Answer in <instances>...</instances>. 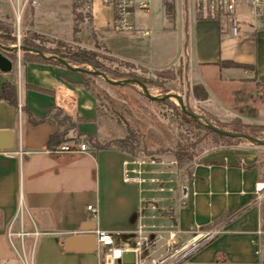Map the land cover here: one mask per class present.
Wrapping results in <instances>:
<instances>
[{
  "label": "crops",
  "instance_id": "obj_1",
  "mask_svg": "<svg viewBox=\"0 0 264 264\" xmlns=\"http://www.w3.org/2000/svg\"><path fill=\"white\" fill-rule=\"evenodd\" d=\"M65 2L67 13H61ZM133 4L136 30L130 32L115 30L112 6L97 0L90 8L92 33L118 62L151 71L184 63L192 86H203L209 94L208 106L215 99L210 83L222 88L249 77L241 69H223L207 82V68L234 62L252 67L264 80L263 22H246L240 37L232 35L229 17L208 19L195 0ZM142 4L149 9L142 10ZM74 11L73 0H40L28 13L26 30L70 43L76 33ZM223 19L228 20L224 25ZM85 75L92 77L61 64L25 62L20 110L0 101V264H101L95 233L112 235L117 246L136 245L148 236L144 228L152 227L154 202H164L168 222L174 223L169 222L174 227L169 243L206 238L187 264H264V196L255 193L256 185L264 183V147L247 143L207 153L179 181L171 175L177 188L157 187L151 180L162 173L149 162L140 166L134 156L93 147L99 140L98 106L84 87ZM23 105L40 117L51 107L62 111L75 124L67 143L84 141L89 152L51 153L48 142L59 127L52 121L31 125ZM223 106L217 100L213 114L221 116ZM182 187L187 188L185 199L178 192ZM90 206L99 209L98 215L88 211ZM71 238L75 241L68 248Z\"/></svg>",
  "mask_w": 264,
  "mask_h": 264
},
{
  "label": "rangeland",
  "instance_id": "obj_2",
  "mask_svg": "<svg viewBox=\"0 0 264 264\" xmlns=\"http://www.w3.org/2000/svg\"><path fill=\"white\" fill-rule=\"evenodd\" d=\"M73 5L76 27L74 41L67 43L27 31L26 28L29 25V22H26L29 13L27 11L23 20L20 46L13 31L12 12L7 6H0V29H3V31L0 30V45L16 48L13 51L5 50L6 57L14 63L15 68L11 75L3 76L0 74V84H2L0 95H2L4 84L17 85L18 91H20L22 64L32 59L29 52L23 50L24 42L46 56L56 53L59 58L67 54L76 56L80 51L87 50L95 52L98 55L97 61L111 72L120 76L134 75L136 78L131 79L145 80L152 97L161 99L166 95L180 96L185 105L188 103L191 113L204 117L213 126L225 131L245 133L264 141V80L259 79L252 72V67L234 62H223L217 65L218 68L203 70L207 82L211 79H217L223 69H241L249 77L243 84H230L222 88L212 80L214 83H210L209 86H211L212 91L215 90L213 92L215 99L212 100L211 106H208V104H204L206 100L196 98L194 88L197 86H192L184 63L161 71H151L118 62L105 51L92 33L89 7L80 0H73ZM67 6L66 2L61 5V13H67ZM233 18L237 20L240 37L243 36L242 25L254 20L244 3L238 5L236 14L229 17V20L232 22ZM222 22L224 25L228 20L223 19ZM13 39L16 41L14 42ZM18 47L21 49L18 50ZM71 66L76 67L72 64ZM79 68L94 71L89 66ZM87 82L90 92L97 101L99 141L104 143L124 139L128 136L127 128L132 129L137 134L139 141L138 155L134 157L141 162H156V172L173 173L172 177L178 178V181L179 178L187 176L196 164L201 163V157L207 153L247 143L260 147L245 140L237 142L220 139L210 130L200 128V124L192 118H187L177 100H151L146 97L138 85L114 86L107 83L103 78L94 76L87 79ZM203 89L206 91L204 87ZM201 91H199L200 96H202ZM217 100L224 104L221 116L213 114L215 110H213L212 104L217 105ZM159 163L163 164L159 166ZM155 185L159 187L162 184L157 183ZM176 185L175 188H177ZM154 205L156 208L152 215L155 217L150 220L152 227L144 228V231H148V236L143 238L144 256L147 262L170 255L180 246L173 242L169 243L174 227L169 225V210L163 209L164 202H154ZM172 205L174 204L172 203ZM170 224L174 223L170 222ZM184 264H187V261Z\"/></svg>",
  "mask_w": 264,
  "mask_h": 264
},
{
  "label": "built area",
  "instance_id": "obj_3",
  "mask_svg": "<svg viewBox=\"0 0 264 264\" xmlns=\"http://www.w3.org/2000/svg\"><path fill=\"white\" fill-rule=\"evenodd\" d=\"M84 2L89 9L93 3L97 0H80ZM104 5L112 6L115 10V21L114 28L118 32H130L135 31V26L133 24V14L132 10L134 7L133 0H99ZM196 8L200 13L205 17L211 20H218L220 17H233L236 14L239 4L244 3L248 8L250 14L254 19L264 23V0H195ZM165 3H173L174 0H164ZM40 3V0H0V6H7L10 8L13 16V31L14 35L17 37L19 46L22 41V30H23V20L25 13L31 9H35ZM142 10H148L149 7L146 4H142L140 7ZM232 33L234 36H237V20L232 19ZM137 33L142 36H149V32L142 30H137ZM54 154H69V153H87L89 152V146L84 141H75L72 143H63L57 147H54L50 150ZM147 162H137L136 164L143 166ZM152 166L157 165L156 162H149ZM163 163H159L162 165ZM127 165V163H126ZM135 173L137 171H134ZM130 171H125L126 175H129ZM141 174V173H140ZM164 174V173H162ZM131 179L127 177L125 181H130ZM142 182V181H141ZM145 182V180H143ZM152 183L157 184L159 180L153 178ZM164 189H162L163 191ZM182 198L187 197V188L182 187ZM171 192L173 189L170 190ZM257 197H263L264 195V183H258L256 185L255 191ZM88 211L93 215H98L99 209L97 207H88ZM98 243L97 252L99 254L101 264H123V256L126 253H135L136 254V263L135 264H184L188 258L193 254L199 251L205 243V239L198 240L194 239L193 241L180 245L172 254L159 259H153L150 262H147L146 257L144 256L145 250L143 249V240L136 243L135 246L124 245L117 246L112 235L103 232L97 231L95 233ZM260 264V263H258Z\"/></svg>",
  "mask_w": 264,
  "mask_h": 264
},
{
  "label": "trees",
  "instance_id": "obj_4",
  "mask_svg": "<svg viewBox=\"0 0 264 264\" xmlns=\"http://www.w3.org/2000/svg\"><path fill=\"white\" fill-rule=\"evenodd\" d=\"M168 12L171 13L172 12V7H168L167 8ZM3 31V29H0ZM75 32H76V28H75ZM14 42L16 41L15 39H13ZM2 46H4L3 44H1ZM23 47L25 48H31V49H35L34 47H32L30 44H27L26 42L23 43ZM37 50V49H35ZM3 54L6 56V51H2ZM29 55L32 57V59H30L29 61L26 62H38V63H46V64H57L60 65L58 62L54 61V60H45L43 58H41L39 55L34 54V53H29ZM58 54L54 53L51 56H56ZM62 59L66 60L70 65H75L76 67H92L94 69V71H99L104 73L110 80L112 81H121V80H125V79H131V78H136V76H120L117 75L114 72H111L110 70L106 69L103 65H101L97 60H98V55L95 52L92 51H87V50H82L80 51V53L76 56H72V55H65L62 56ZM85 77H87L85 75ZM87 79H89L88 77L85 78V82H84V87L90 91ZM139 80V79H138ZM140 81L145 84L148 85V83L143 80L140 79ZM115 86V85H114ZM202 90V91H201ZM199 91L202 92V96H200ZM194 94L196 96L197 99L200 100H207L208 99V94L206 93V91L203 89V87H195L194 88ZM0 101H5L8 104H10L11 106H13L17 112L20 110V106H19V91H18V87L17 85H11V84H4L3 85V91H2V95H0ZM21 111L24 114V116L26 117V119L28 120V122L33 125V126H39L47 121H52L53 123H55L58 127H59V132H57L55 135H52L49 139L48 142V146L49 148L52 150L54 147H57L59 145H61L62 143H67L70 141V139H68V134L71 130H73L75 128V124L72 121L71 118L65 116L63 114L62 111L56 109V108H48L46 115L43 117L37 116L35 115L32 111H30L28 109L27 106L23 105L21 107ZM187 118H190L186 115ZM200 128H203L205 130H208L207 128L200 126ZM128 131V136L125 137L124 139H118V140H111L108 142H104L102 143V141L99 140H93V147L96 148L97 150H108V149H115V150H119L121 152H124L128 155L131 156H137L138 155V147H139V141L137 139V134L130 128H127ZM237 132V131H234ZM215 134V133H214ZM216 136H218L220 139L223 140H230V141H237V142H243L244 140H240V139H229L220 135L215 134ZM182 162V159H181Z\"/></svg>",
  "mask_w": 264,
  "mask_h": 264
},
{
  "label": "water",
  "instance_id": "obj_5",
  "mask_svg": "<svg viewBox=\"0 0 264 264\" xmlns=\"http://www.w3.org/2000/svg\"><path fill=\"white\" fill-rule=\"evenodd\" d=\"M18 50L21 49V47L17 48ZM5 50H16V48H7L4 47L2 45H0V73L2 74H10L14 71V63L8 58L6 57L2 51ZM23 50L29 52V53H34L39 55L41 58L45 59V60H55L57 62H59L61 65H63L64 67H66L67 69H69L70 71H75V72H81L90 76H96V77H100L103 78L107 83H109L110 85H115V86H126V85H138L142 88L144 94L146 95L147 98L154 100V101H167V100H172L175 99L179 102V105L181 107L182 112L189 116L190 118H192L195 122L199 123L200 125H202L203 127L207 128L208 130H210L211 132L229 138V139H240V140H245L248 142H251L255 145H258L260 147H264V141L255 138L251 135L245 134V133H237V132H230V131H225L221 128H217L215 126H213L209 121H207L204 117L198 116L194 113H191L189 111V105L188 103L185 105L184 101L182 100V98L180 96H176V95H166L165 97L158 99V98H154L150 95L149 93V89L147 88V86L145 84H143L141 81L136 80V79H129V80H125V81H112L110 80L104 73L99 72V71H89L87 69H82V68H77V67H73L71 66L66 60L59 58L57 56H46L45 54H43L42 52L38 51V50H34L31 48H25L23 47ZM73 241H75L74 238L68 239V241L66 242V246L69 248V246L73 243ZM136 263V254L135 253H126L123 256V264H135Z\"/></svg>",
  "mask_w": 264,
  "mask_h": 264
},
{
  "label": "flooded vegetation",
  "instance_id": "obj_6",
  "mask_svg": "<svg viewBox=\"0 0 264 264\" xmlns=\"http://www.w3.org/2000/svg\"><path fill=\"white\" fill-rule=\"evenodd\" d=\"M171 175H172V173H164V174H162V176L160 177V178H158V180H159V183H161L162 184V186L164 185V184H166V185H169V184H174V180H172L170 177H171ZM158 183V184H159ZM160 186V185H159ZM172 189H173V187H172ZM175 190L173 189V191L172 192H174ZM178 192L180 193V196H182V190L181 189H178Z\"/></svg>",
  "mask_w": 264,
  "mask_h": 264
}]
</instances>
